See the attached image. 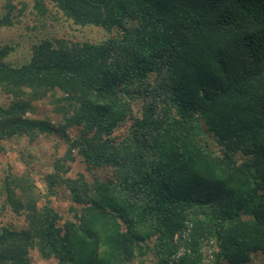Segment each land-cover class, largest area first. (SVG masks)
I'll return each instance as SVG.
<instances>
[{"label":"trees","instance_id":"obj_1","mask_svg":"<svg viewBox=\"0 0 264 264\" xmlns=\"http://www.w3.org/2000/svg\"><path fill=\"white\" fill-rule=\"evenodd\" d=\"M47 1L119 36L42 39L18 66L0 46V140L60 135L66 154L46 181L75 204L61 223L28 175L8 173L1 194L27 225L0 230V264H31L33 248L57 264H148L150 253V264H205L211 241V264L250 263L264 251V0H34L39 13ZM45 98L59 122L30 117ZM75 153L113 176H64Z\"/></svg>","mask_w":264,"mask_h":264},{"label":"rangeland","instance_id":"obj_2","mask_svg":"<svg viewBox=\"0 0 264 264\" xmlns=\"http://www.w3.org/2000/svg\"><path fill=\"white\" fill-rule=\"evenodd\" d=\"M45 8L39 13L34 7V0H0V17L6 13L12 17L11 24L0 26V46L11 47L5 58L6 63L18 66L27 62L31 56L32 44L42 39L62 40L65 43L85 41L100 43L111 37L119 36L116 29L109 31L95 25H77L48 1L45 3ZM5 101L7 99L0 90V103ZM132 109L135 117H141L143 101H134ZM30 117L47 119L55 123L60 121V115L49 98L35 101ZM132 124L133 118L130 117L115 129L113 136L117 140L127 136ZM71 134L76 136L78 128H72ZM205 138L211 147L219 152V146L215 140L209 135ZM0 145L3 147L0 150V230L4 227L21 229L27 225L25 216L14 212L10 205L5 203L4 196L1 194L3 180L8 173L28 175L36 186L39 205L52 207L61 216V223L71 218L73 211L70 208L75 204L70 200L68 189L60 184L52 185L50 188L46 181V175L54 171L55 161L66 154L67 144L64 139L56 133H42L34 139L20 135L10 139H1ZM67 164L69 169L66 173L63 172L67 177H76L82 173L87 180L92 181L96 177L106 178L114 174L110 167L88 166L77 153H75V159L68 161ZM186 233L187 231L183 235L185 236ZM215 249V241L203 246L205 264H211L212 252ZM182 250L181 246L178 254ZM29 256L31 264H57V260L53 257L43 258L37 248L31 249ZM143 257L148 264L155 260L152 253L143 255ZM247 264H264V251L253 254L251 262Z\"/></svg>","mask_w":264,"mask_h":264}]
</instances>
